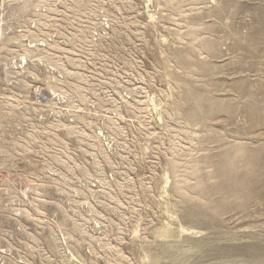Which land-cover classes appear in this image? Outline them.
I'll list each match as a JSON object with an SVG mask.
<instances>
[{"label":"rangeland","instance_id":"obj_1","mask_svg":"<svg viewBox=\"0 0 264 264\" xmlns=\"http://www.w3.org/2000/svg\"><path fill=\"white\" fill-rule=\"evenodd\" d=\"M0 264H264V0H0Z\"/></svg>","mask_w":264,"mask_h":264}]
</instances>
